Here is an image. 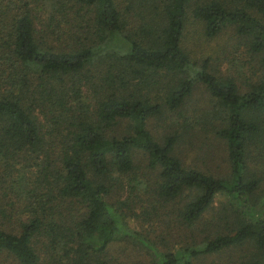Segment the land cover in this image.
Wrapping results in <instances>:
<instances>
[{
  "label": "trees",
  "instance_id": "1",
  "mask_svg": "<svg viewBox=\"0 0 264 264\" xmlns=\"http://www.w3.org/2000/svg\"><path fill=\"white\" fill-rule=\"evenodd\" d=\"M188 22L205 38L236 34L253 79L206 59L192 70ZM194 82L212 99L201 125L223 143L222 175L174 154L186 133L175 117L160 140L147 129ZM136 153L153 175L151 209L167 207L185 232L170 246L127 226L148 215L120 197ZM263 181L264 0H0V264H113L117 242L145 264H264Z\"/></svg>",
  "mask_w": 264,
  "mask_h": 264
},
{
  "label": "rangeland",
  "instance_id": "2",
  "mask_svg": "<svg viewBox=\"0 0 264 264\" xmlns=\"http://www.w3.org/2000/svg\"><path fill=\"white\" fill-rule=\"evenodd\" d=\"M52 13L48 5L46 10L43 11V16ZM40 15V14H38ZM41 16V15H40ZM42 17V16H41ZM200 25L188 22L184 30L183 36V49L188 54L192 65V70H196L202 60L207 61V70L217 72L220 75L231 76L242 84L245 79H253L251 72L247 69V62L249 55L243 52L241 47L240 38L234 34L229 28L223 30L220 34L212 38H205L201 35ZM191 70V69H190ZM188 70L189 75L192 76L193 71ZM84 97L88 92L83 90ZM212 99L208 96L203 85L199 82H194L190 95L185 99L182 106L174 112L166 115L164 120L150 119L147 122V129L152 136L160 140L161 136L172 126L168 124V118H174L172 121L177 124L182 141L174 148V154L180 159L184 165H195L199 168L210 170L214 175L224 174L226 169L225 152L222 141L214 138L201 124H207V114L211 111ZM40 116V115H38ZM40 118H42L40 116ZM45 126H49V121L42 120ZM123 124L118 125L117 130L121 131ZM51 154L54 150H49ZM259 151H251L249 159L253 157L252 161L260 162L258 156ZM258 164V163H257ZM260 167L262 162L258 164ZM260 170V169H259ZM153 175L150 171L144 168V160L139 153L134 157V169L132 174L127 175L125 178H120L122 189L121 199L132 196L134 200L135 209L141 210L145 207L148 215H140L138 221L128 218L127 226L131 229L138 230L142 234L148 236L150 239L158 240L160 236H164L168 240L169 246L177 241V235L180 234V239L183 240L185 232H181L175 223L174 218L170 215V210L162 207H157L159 216L151 209L150 204L155 205L151 188L153 182ZM264 186V181H263ZM133 190V191H132ZM130 192V194H129ZM223 195H216L213 207L218 203L224 201ZM138 200L141 204H138ZM141 205V207H140ZM156 206V205H155ZM209 214V212L207 213ZM125 221H123L124 224ZM191 237L202 235L198 232V226L194 231H190ZM37 244L40 248V242ZM175 246V245H174ZM126 248L124 251L123 248ZM156 248L160 250L157 246ZM140 251V250H139ZM142 252V251H141ZM131 250V248L117 242L112 246L109 252L110 258L114 261L113 264H145L147 257L143 253ZM227 260V255L223 256H209L199 260V264H222ZM226 262V261H225ZM197 262H194V264Z\"/></svg>",
  "mask_w": 264,
  "mask_h": 264
}]
</instances>
